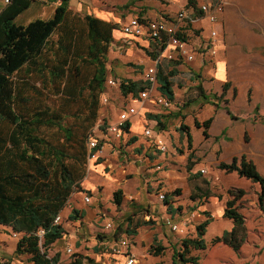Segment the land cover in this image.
Masks as SVG:
<instances>
[{"label":"crops","instance_id":"0c3cea01","mask_svg":"<svg viewBox=\"0 0 264 264\" xmlns=\"http://www.w3.org/2000/svg\"><path fill=\"white\" fill-rule=\"evenodd\" d=\"M159 1L150 0L152 3L157 2L159 4V7L153 13L156 17H152V10L150 9L147 11L133 9L122 25L134 13L137 14L136 12L144 18L160 19L162 17H173L181 9H194L197 11L201 4L207 2V0H169L166 2L162 1V3ZM2 8L0 7V9ZM122 25H120L119 30L123 33ZM213 29L217 30V55L213 62L209 61L211 62L210 64L202 60L201 53ZM192 34H196L195 37ZM191 37L193 39L190 40V48L195 58L193 61L180 60L181 63L177 65V69L183 65L188 67L189 73L192 76L194 75L193 77L190 75L192 84H188L187 87L181 86L180 89L174 84L175 99L171 102V107L165 108L151 102L141 103L135 99V96L129 95L131 96L132 104L124 110L129 107L137 108V114L133 115L129 120V132H126L121 139L109 138L106 133L103 135L100 132L102 134L100 142L103 143L102 154L93 166L88 169L87 175L81 183V191L73 193L76 194V196L74 195L75 199H72L70 205L67 204L68 206L66 205L60 213L62 224L67 230V234L53 244L52 251L65 252L67 250L68 252L70 246L76 245L74 261L72 263L68 261L66 264H100L102 259L121 258L108 251L113 243L117 242V239L123 238L131 239L130 253L135 255L137 264H173L174 250L180 249L183 239L196 237L197 225L208 219L205 213H209L212 219L205 235L208 247L204 251H192L193 256H200L199 264H264V210L258 209L257 217L253 222L247 219L248 240L242 246L239 254L230 246L211 244L215 237L221 236L225 231H231L234 227L233 221L224 216L226 203L229 200L226 194L228 190L238 188L248 192L247 186L253 185L255 198L251 208L255 209L259 198L260 186L254 184L251 180L241 177L238 182L239 176L236 172L227 173L217 169L213 172L207 170L202 173L205 168L204 165L205 163L208 164V161L200 160L197 162L198 157L201 156L198 151L196 152V157L192 160L195 165L191 170L181 171L180 168H177L180 163L178 159L180 156L176 154L173 148L175 136L171 135L172 131L170 129L179 122L180 126L177 127L176 125L174 128L177 127V130L180 129L182 131L181 127L184 125L181 122L183 121L182 118L186 120L189 116L184 110L181 113L182 105L188 106L187 102L182 104L180 101L183 98V94H187L189 90H192L193 86L198 89V86L201 85L205 97L201 95L199 89L198 93L201 99L208 101L209 96L206 94L205 89L213 84H224L228 76L235 78L236 98L240 95L242 100L248 99L251 94V99L253 100L251 104H255L254 108L260 107L261 114L264 115V0H231L218 24H211L207 20H203L195 25L193 32H191ZM131 39H136L139 47L148 52L151 60L150 67H152L156 60L152 57L156 53L154 43L147 38L132 37ZM131 39L129 38L128 40L130 41ZM142 41L147 43V45L142 44ZM113 43L114 40L111 45ZM122 47L124 46L121 45L119 49ZM163 63H166L169 69L173 68L171 64L173 62L165 58H163L161 65ZM195 93H197L196 90ZM153 94V96L161 94L158 90V85ZM197 102L194 101L188 107H197ZM147 103L154 106L152 109L156 110L153 111L157 112L156 115H151L145 111L143 113L139 112V108L145 107ZM157 107L159 109H156ZM254 108L251 112H254ZM219 109L216 110L219 111ZM146 110L151 111V109ZM235 116L237 117L235 121L240 122V125L238 123L236 125L237 135L235 138L240 143L242 115L238 116L236 114ZM211 118H213L214 122V117ZM231 120L232 118L228 115L225 125L228 126ZM196 121L199 120L195 119V126ZM186 125L188 130H185L184 133H188L186 136L189 139L191 127L189 128L190 124L187 120ZM159 126L163 130L160 131V128L156 130ZM256 126L261 129L257 128L252 135L253 150L241 148L242 150L239 152L240 149L236 150L235 147L233 153L229 149H226V153L231 161L234 157L246 155L255 162L258 171L264 175V122L258 123ZM211 127V138L220 136L221 133L212 135ZM226 128L222 130V134L226 131ZM198 129L202 130V128ZM146 130L151 131L150 136L145 134ZM133 139L136 140L132 141ZM159 142L166 145V151L160 150ZM196 148L197 145L192 143L191 151ZM223 161L231 162L222 159ZM207 174L213 175L221 181L222 193L216 190L218 183L213 178L208 177ZM180 188H183V192L181 193L180 191V194H175ZM117 190H122L123 192V201L120 207L114 203V193ZM163 193L166 198L161 200L160 195ZM185 193L188 196L185 200L186 204L183 203L184 199H181ZM81 194L82 196L85 195V197H78ZM87 195L90 197V202L85 200ZM110 200L114 203L112 206L109 205ZM118 208L121 209V212H124L125 216L128 215L126 217L127 222L118 225L115 231L106 232L104 226L111 218H107L105 213H112L116 219V215H118L116 209L118 210ZM74 209L79 211L78 215L80 218L71 221L69 216ZM178 210H181L183 215L177 214ZM242 213L247 218V213ZM172 225H176L178 231H174ZM4 227L11 230L9 232H11L13 237L15 232L10 227ZM185 229L187 233L188 230L191 233L189 236L180 235L184 234ZM131 230H134L135 233L132 234ZM121 234L124 235L122 236ZM12 237L0 232V245H4L6 248L0 254V264L3 262L10 264L12 258L19 260L18 258L27 256L16 255L18 240H14ZM9 241L14 242L12 249L7 245ZM155 246L164 247L160 255L155 254ZM166 254H168L167 259L164 258ZM56 255L60 257L59 253ZM27 260H29L28 256ZM60 262L59 258L58 264ZM11 263L16 264L14 261ZM106 263L103 262L102 264ZM29 264L34 263L30 262Z\"/></svg>","mask_w":264,"mask_h":264},{"label":"trees","instance_id":"16d2710c","mask_svg":"<svg viewBox=\"0 0 264 264\" xmlns=\"http://www.w3.org/2000/svg\"><path fill=\"white\" fill-rule=\"evenodd\" d=\"M48 1L59 3L52 17L38 18L26 25L16 23V19L30 9L35 0H9L0 9V225L10 227L20 235L16 255H27L34 264H58L59 256L50 257L49 250L67 234V230L62 223L56 224L55 219L66 207L72 194L81 191L89 158L86 147L88 137H85L83 143L78 140L73 130L63 123L66 113L61 109L35 104L36 100L44 96V89L49 86L53 87L58 96H64L67 102L72 101L74 96L71 90L73 87L69 89L68 83L73 76L72 60L76 56L75 32L70 28L56 43L51 41L52 36L65 27L72 0ZM84 22L88 30L89 45L86 57L81 59L87 60L96 69L89 83L94 96V92L104 91L107 54L114 40L113 32L119 27L90 14L84 16ZM155 51L152 57L156 59L162 51L156 48ZM46 54L53 57L46 58ZM170 62H173L172 70L168 65L167 68L163 65L158 68V90L173 101V78L177 74V65L181 62ZM39 81L43 88L37 86ZM228 86L229 84L225 85V89ZM149 87L150 84L143 80H123L120 91L124 96L137 97L139 92ZM198 89L205 97L203 87L199 85ZM228 114L232 119H237L231 111ZM253 115L254 121L264 122V115L259 107L255 108ZM212 122L213 118L203 123L196 121V126L204 129L206 138H209L208 130ZM55 128L63 133L65 142L55 143L43 133L44 129ZM124 129L129 132V122ZM181 129L185 131L188 127L182 125ZM134 140L136 139L132 141ZM189 140L192 141L190 134ZM77 145L80 150L71 151ZM102 145L99 142L93 154ZM256 166L252 159L242 155L234 157L230 163L220 162L218 169L227 173L236 172L239 177L258 184L261 189L258 205L263 211L264 175ZM227 193L230 198L226 203L224 216L233 221L234 227L215 237L211 244L230 246L239 254L248 240L249 229L247 219L237 202L247 192L234 188ZM175 194H180V190ZM122 201V190L115 191L116 206L120 207ZM78 213L74 209L69 220H78ZM205 215L208 219L197 225L196 237L183 239L180 249L174 250L173 264H199L200 256H193L192 251H204L208 247L205 235L212 219L209 213ZM131 233L135 231L131 230ZM163 250L164 247L159 246L155 249V254L160 255Z\"/></svg>","mask_w":264,"mask_h":264},{"label":"rangeland","instance_id":"374dc122","mask_svg":"<svg viewBox=\"0 0 264 264\" xmlns=\"http://www.w3.org/2000/svg\"><path fill=\"white\" fill-rule=\"evenodd\" d=\"M35 1L36 2L32 5L30 9L26 10L16 19V23L26 25L38 18L49 19L54 14L55 8L59 5V3H51L48 0H35ZM159 2L162 3V1ZM5 5H6L5 0H0V7H4ZM149 5H154V6H149ZM157 7H159V4L157 2L152 3L150 2V0H72L69 5L70 14L68 15V19L65 27L62 28L59 32L55 33L51 38V41L53 43H56L58 39L64 36V34L67 33L68 32L67 30H69L70 28H72L75 32L76 56H74L75 61L72 60L73 72L71 73V75L73 76H71V81H69L68 83L69 89L70 87H73L71 88V90L74 92V96L72 101L67 102L65 98H63L64 96H58L55 93L53 87L49 86L44 89L43 92L44 96L39 100H36L35 104L36 103L41 105L43 104L44 106L45 105L50 106L53 109H61L62 112H65L66 114H64L65 118L63 123L67 125V127L73 130L78 140L83 143L85 137L86 136L88 137V141L86 145L88 149V153H89L90 140L92 138L98 139L99 141L102 139V134H100V132L103 133V135H105L106 133L109 136V138L114 137L113 135L107 133L106 131L107 126L117 124L119 121L120 113L130 104H132L131 96H124L121 93L120 84L123 80L142 79L144 77L145 70H147L151 65V60L149 59L150 57L148 56V52L145 51V49L139 47V43L136 41V39L132 40L131 39L132 37L125 36L119 29H116L117 31L113 32L114 43L109 48V52L107 55V63H106L107 78L105 82L104 91L94 92V96H92L93 94L89 89V83L93 78L96 69L93 65L89 64L87 60L81 59L82 57H86L88 52V45H89V40L87 35L88 30L86 23L84 22V16L86 14L94 15L100 19L115 23L118 25V27H121L120 25L124 23L125 18L131 14L133 9H139V10L143 9L144 11L150 9L152 10V17H156L153 13L155 10H157ZM136 13L139 15L138 12ZM195 35L192 34L193 37H195ZM193 37H191L190 40L193 39ZM129 38L131 39L130 41L128 40ZM142 44H144L145 46L147 45V43L143 41ZM121 45H123L124 47L119 49ZM52 57L53 55L46 54V58L51 59ZM213 60L214 59L210 61L213 62ZM207 62L211 64V62L209 61ZM163 66L164 68H167L166 63H163ZM184 66L185 65L178 67L177 74L173 78L174 84L177 87H179V89L181 88V86L187 87L188 84H192L191 83L192 79L190 77L191 74L188 71L189 68ZM111 79L116 81L117 83L116 86H112L109 83ZM34 80H37V78L34 77ZM227 84H229V86L227 89H225V85ZM37 86L43 88V84L41 83V81L37 82ZM195 90L197 91V93H195ZM205 92L209 96L208 101L201 99L200 94L198 93V89L194 88V86L192 87V90H189L187 92V94H183V98L180 100L182 104L184 102H187L188 106L194 103V101L195 102L198 101L197 107L194 106L193 108H191L182 105V110H181V113H183L184 110L185 113L189 115V116L187 115L188 117L186 120L190 124L189 128L191 127V138H192L191 142L186 136L188 135V133H184V131L183 130L181 131L180 129L177 130L178 129L177 127L180 126L179 122L175 124V126L177 125L176 128H174L175 126L173 127L170 126L171 127L170 129L172 131L171 135L175 136L174 138L175 144L173 148L176 154L180 156L178 157L180 163L177 168H180L181 171L183 172H185L186 169L189 170L190 167L192 168L195 165V162L192 160L194 157H196L197 151L198 154L201 155L198 157L197 162H199L200 160H203L204 162L208 161V164L205 163L204 165L205 166L204 171L211 170L213 172L214 170L218 169V165L220 162H222V159L228 162L231 161L230 157L226 153V149H229V151L232 153L235 147L236 150L240 149L239 152L242 149L253 150L252 135L254 134V132H256L257 128H259V126H256V124L263 123V122H256L253 120L254 112L251 111L254 108L255 104L254 103L251 104L253 101L251 99V94L249 95L248 99L245 98L242 100L240 98V95L239 97L236 98L237 88L235 85L234 77L228 76L227 81L224 84L221 83L219 85L213 84L208 88H206ZM153 107L154 106L152 104L147 103L145 107L139 108V112L143 113V111H145L146 113H149L151 115L153 114L156 115L157 112H153L156 111L152 109ZM146 109H151V111ZM156 109H159V107H157ZM216 109H219V111H217ZM228 111L233 112V115L236 114L238 116L242 115L240 143L235 138L237 135L236 125L237 123L240 125V122H237L234 119H232L229 122L230 124H228V126L225 125L227 123V117L229 115ZM211 117H214V122L211 127L212 135L215 133H221L220 136L216 138L214 137L211 138L210 129L208 130L210 137L206 138L205 136H203L202 130L204 129L203 128L202 130L198 129L194 124L195 119L203 123L204 121H206ZM182 120L183 121L181 122L184 125H186L185 118H182ZM225 128L226 131L222 134V130H224ZM158 129L160 131L163 130L161 129L160 126L156 128V130ZM43 133L47 138H49L51 141L55 143L65 142L63 133L56 128L44 129ZM192 143L197 145V148L193 151H191ZM78 149L80 150L79 145H77L75 149L71 151L76 152V150ZM95 161H96L95 159L88 158L86 171H88V169L93 166ZM207 175L208 177L213 178L216 183H218L217 184L218 186H216V190L222 193L223 189L220 186L221 181L218 180L213 175H209V174ZM231 181H233V179H231ZM239 181H240V177H238V182ZM247 190H248L247 194L245 195V197L241 198L237 202V206L240 209V211L242 210L241 212L247 213L246 219H249L251 222H253L254 219L257 217L256 215L258 214V209H260V207L257 202L256 208L255 209L251 208L253 206V199L255 198V190L253 185H248ZM180 191L182 193L183 188H180ZM259 191H261L260 188ZM226 194L230 198L228 193ZM74 195L76 196V194H73L70 197L67 203L68 205H70L72 199L73 200L75 199ZM78 197H85V195L82 196L81 194L78 195ZM187 197L188 196L185 193L181 198L182 200L184 199L183 202L184 204H186L185 200ZM109 202H110L109 203L110 206L114 204L112 200H110ZM116 211L118 212V215H116V219L112 213L110 212L105 213L107 218L108 217L111 218L110 222H113L114 231L117 229L118 225H121L123 222L124 223L127 222L126 217L128 216V215L125 216L124 212H121L120 208H118V210L116 209ZM177 212H178L177 214H182L181 210L180 211L178 210ZM181 220L183 219L181 218ZM9 231L11 230H9L4 226H0V232H2V234L11 235L12 237V234ZM190 234L191 233L189 232V230L187 233V230L185 229L184 234H180V235L189 236ZM12 238L14 240H19L20 235L17 237L13 236ZM120 240L121 239H117V242ZM11 242L9 241L7 245L12 249L14 242L12 243ZM131 244L132 243L130 241V246ZM113 245L111 247H113ZM75 247L76 245L70 246V248H72L71 249L72 254H71L67 252V250H65V252L52 251L53 249L52 246L51 250H49V256L53 257L57 253H59L60 254L59 258L61 261L60 264H66V262L68 261L69 262L71 261L72 263L74 261V256L76 254ZM157 247L158 246H155V248ZM5 249L6 248L4 245L3 246L0 245V254H2L3 253L2 251H5ZM108 252L114 254L112 248H110ZM167 257L168 254L164 255L165 259H167ZM18 259L19 260L12 258L11 262L14 261L16 262V264L30 263L29 260H27V256H22ZM110 261L111 260L102 259L100 264H102L103 262L109 263ZM11 262L10 264H12ZM6 263L7 262H3L1 264H6Z\"/></svg>","mask_w":264,"mask_h":264},{"label":"built area","instance_id":"2783aa9c","mask_svg":"<svg viewBox=\"0 0 264 264\" xmlns=\"http://www.w3.org/2000/svg\"><path fill=\"white\" fill-rule=\"evenodd\" d=\"M169 1V0H161ZM6 4L9 0H5ZM231 0H207V2L201 4L197 11L194 9H181L173 17H162L160 19H148L138 14H133L128 21L122 25V31L125 35L133 38H147L156 45V48L162 51L155 64L148 68L144 73L143 81L150 84L149 88H146L139 92L135 97L139 102H151L156 105H160L165 108L171 107V102L166 96L158 94L153 96V92L158 85V68L161 65L163 58L168 61L172 60H194V54L190 48L191 32L196 24L203 20H207L211 24H218L221 16L224 14L226 8L230 5ZM201 58L204 62L214 59L217 55V30H211L210 38L206 45L202 48ZM165 54V55H164ZM112 86H116L117 83L113 79L109 81ZM137 114L136 107H129L119 115V121L117 124L107 126V133L113 135L117 139H121L125 132L124 126L129 122L133 115ZM147 136L151 135L150 130H146ZM99 140L92 138L89 144V158L97 160L102 154V147L98 149L94 154L93 150L99 145ZM161 151H166L167 147L162 142L158 143ZM205 171L202 170V173ZM166 195L163 193L160 195V199L164 200ZM86 202H90V197L87 195ZM56 224L62 223V216L58 215L55 219ZM114 229L113 222H107L104 226V230L111 231ZM174 231H178L176 225H172ZM18 234L15 233L14 237ZM113 255L120 256L121 258H114L107 264H137L135 255L130 253V240L128 238L121 239L113 245ZM71 248L68 252L71 253Z\"/></svg>","mask_w":264,"mask_h":264}]
</instances>
